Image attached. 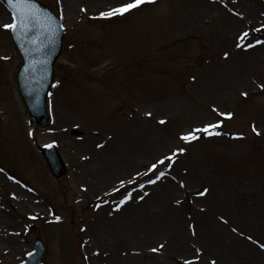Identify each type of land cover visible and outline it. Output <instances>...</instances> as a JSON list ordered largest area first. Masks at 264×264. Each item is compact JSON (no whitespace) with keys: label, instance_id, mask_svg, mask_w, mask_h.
I'll return each instance as SVG.
<instances>
[{"label":"rangeland","instance_id":"obj_1","mask_svg":"<svg viewBox=\"0 0 264 264\" xmlns=\"http://www.w3.org/2000/svg\"><path fill=\"white\" fill-rule=\"evenodd\" d=\"M40 1L61 16L62 0ZM120 2L77 0L75 14L70 18L62 10L66 38L54 81V84L59 81V85L52 88L48 101L52 124L46 129L29 124L15 82L21 57L11 33L0 27V43L13 46L11 58L7 62L0 61V168L9 171L1 173L7 184L0 187V231L6 225L17 227L22 246L21 252L12 258L0 253V264H17L25 259L33 250L37 235L45 243L42 264H50L49 243L41 228L43 219H32L27 214L35 201L22 200L28 207L24 209L19 203L23 190H16L8 180L10 177L16 175L17 182L38 200H55L59 205L56 207L64 210L62 217L66 221L60 226L51 223L61 234L62 260L65 264H87L82 258L79 239L87 207L75 204L67 193L74 182H84L79 159L83 157L92 166L101 163L103 169L106 162L117 156V167L122 169L126 180L134 177L137 171H146L147 165L177 146L186 147L187 152L180 155L168 171L181 177L191 173L194 178L185 187L189 191L201 188L195 176L206 172L224 184L227 179L223 178H238L247 182V187L238 196L237 210L233 209L234 195L229 190L220 193L226 198L222 205H213L210 199L200 200L179 190L178 199L182 203L176 207L185 220L159 214L158 224L162 228L148 235L149 239H145L147 236L143 239L150 243L162 241L167 222H185L190 215L198 224L199 207L208 205L209 210L203 212L208 242L222 248L228 244L233 246V237L239 242L237 255H224L222 264H264V249L246 238L250 235L253 241L264 243V88L259 87L264 84V44L249 49L235 47L238 33L264 23V1L247 0L248 5L241 2L234 5L236 10L241 8L244 15L227 14L242 20L238 27H232L227 14H218L220 7L225 8L219 0H156L122 16H99L100 12ZM0 3L9 11L4 0ZM256 6L262 8V15H256ZM212 17H217L216 29L207 23ZM248 22L254 25L247 26ZM250 36L264 40V31L251 32ZM225 52L229 53L227 58ZM236 65L244 66L245 78L241 79L239 75L236 78L233 74ZM200 76L205 80L213 79L212 83L217 86L205 92L204 86L195 82ZM3 80L9 86V93L2 92L1 86L6 87ZM243 92L248 95L242 96ZM11 95L17 106L10 104L8 96ZM202 97L205 100L201 101ZM213 106L234 115L217 117L211 111ZM16 110L20 113L15 114ZM146 112L152 115L147 116ZM19 114L27 126L24 122L17 123L15 115ZM201 114L210 122L223 121L218 129L221 134H201L198 141L182 144L179 134L195 127L197 116ZM138 115L143 116L142 120ZM161 119L166 123H158ZM119 123L121 126H117ZM253 123L259 135L252 131ZM73 128L84 131V136H73ZM30 131L34 139L32 134L29 135ZM130 133H136L140 138L133 142ZM236 133H242V138L233 135ZM121 134L130 136L124 142ZM146 135H150V139L143 141ZM50 142L57 144L68 167V173L60 179L53 176L38 150L39 145ZM117 143L119 145L115 147ZM132 160L141 162V166H128V161ZM108 170L115 169L109 167ZM161 170L166 169L161 167ZM116 182L111 178L108 183L93 187L92 191L103 193L107 200L113 201L126 190L135 188L134 192L143 193L149 190L126 185L119 193H112L113 187H120ZM52 191L57 193L55 199ZM47 205L51 206L48 202ZM220 217L227 218L228 222L224 223ZM231 222L236 224L234 228L238 231L231 229ZM196 228L199 231V225ZM197 247L198 241L194 243V249ZM167 248L163 247L160 256L169 260Z\"/></svg>","mask_w":264,"mask_h":264},{"label":"bare ground","instance_id":"obj_2","mask_svg":"<svg viewBox=\"0 0 264 264\" xmlns=\"http://www.w3.org/2000/svg\"><path fill=\"white\" fill-rule=\"evenodd\" d=\"M80 1V0H78ZM221 2V0H219ZM63 8L62 10L66 12V15H74V8L76 6L77 0H62ZM242 5H248L247 0H224L222 6L227 5L225 8H219L218 14L232 13V10H236L234 5L240 3ZM2 3V2H1ZM0 3V25L4 23L11 22L10 12L6 9L4 10L3 4ZM257 16L263 14L261 7L258 8ZM235 12L242 13L241 8L237 9ZM244 15V13H242ZM242 15V16H243ZM227 20L233 23L232 27H238L242 24L241 19L234 18L233 16L226 15ZM217 17H212L207 21L208 25L212 29L217 28ZM253 22H248L247 26H253ZM12 56V48L8 45L0 43V61L5 57L10 58ZM246 67V66H245ZM243 65H236L233 68V74L239 75L241 79L247 76ZM213 79L205 80V77L196 78L195 82L199 86H204L202 88L205 92L208 88H215L217 85L212 83ZM2 92H9L8 88L2 87ZM207 89V90H206ZM213 91V90H212ZM214 94V91H213ZM205 100L203 97L201 101ZM138 119L142 120L143 116L138 115ZM210 122L209 118H205L203 114L197 116V126H201L204 123ZM117 126H121L119 123ZM132 133H130L131 135ZM128 134H121V139L125 142L130 136ZM140 136L132 134L133 142L137 141ZM150 139V135H146L143 141ZM123 143V142H121ZM119 143L115 147H117ZM112 158V157H111ZM118 157L106 162V166L102 169V164H96L95 166L88 165L85 159L81 157L79 160L81 162L80 173L84 179V182H74L71 185V190L67 189V193L75 200V204L85 205L87 207L85 214V222L79 233V239L82 244V258L85 263L93 262L95 264H182L183 259H190L196 254L194 249V243L198 241V247L202 250L200 254L199 261L196 264H210V261L215 260L216 264H222L224 255L235 254L237 255V248L239 247L238 238L233 237L234 245L229 244L225 247H213L208 242V234L204 231L207 227L206 219L204 218V211L209 210L208 205H202L199 207L197 212L198 224H195L194 217L190 215L187 221L183 222L179 220V223H174L169 221L166 224L165 236L162 241H154L150 243L148 235L159 231L158 216L159 214H165L171 218H181L184 217L177 210L175 200L179 198L178 191L189 192L194 195L197 190H202L203 188H208L209 191L206 195L196 196L200 200L210 199L211 203L221 204L226 199L222 193L225 190H229L234 195V207L237 210L238 196L242 193V190L247 187V182L241 181L238 178L229 180L227 179V184L222 183L217 180L216 177L209 173H200L195 176V178L200 182L201 188H194L192 191L188 189L179 188L176 181L172 180L171 177H176V180H183L187 187V183L191 182L194 177L191 173L184 174L182 177L179 175H171L165 177L158 181L155 185H146L149 190L148 195L144 197L143 200L137 199L138 196L143 195L141 191L132 192V199L124 204L119 210L115 209V205L108 201L103 193L97 194L92 191L93 187H97L100 184H106L111 178L117 180L116 186L119 185L118 181L123 179L122 169L117 164ZM83 159V161L81 160ZM109 159V158H108ZM130 162V163H129ZM130 167L135 165L141 166V162L132 160L128 161ZM109 167H113L115 170L110 172ZM3 175L0 173V185H5ZM14 188L22 189V197H19V203L24 209H27L26 203L22 200L35 201V205H31L27 209V214L30 217H40L44 220L43 222V232L48 239L49 243V263L50 264H65L62 260V252L60 248L61 235L53 228H51L50 223L54 221V216L64 215V210L60 207H56L51 204V208L47 206L43 201L35 198L28 190L23 189L15 180H12ZM205 185V186H204ZM120 186V185H119ZM158 200L161 201L158 203ZM118 201V200H117ZM156 203V204H154ZM100 205V207H97ZM203 209V211L201 210ZM227 220V218H224ZM145 220V221H144ZM228 222V220H227ZM189 224L195 225L196 235L191 234V229L188 227ZM179 225H182L181 227ZM199 225V231L196 227ZM231 229H233L236 224L230 223ZM162 228V227H161ZM237 229V228H236ZM199 232V233H198ZM0 238V253L7 258H12L15 254H19L22 250L20 241V232L17 227H12L11 225H6L1 229ZM164 235V234H163ZM147 236V237H146ZM143 237H146L143 239ZM159 244H164L166 249V258L160 256V251L153 252L152 248L158 247ZM98 253V254H97Z\"/></svg>","mask_w":264,"mask_h":264},{"label":"snow or ice","instance_id":"obj_3","mask_svg":"<svg viewBox=\"0 0 264 264\" xmlns=\"http://www.w3.org/2000/svg\"><path fill=\"white\" fill-rule=\"evenodd\" d=\"M59 2V0H58ZM156 0H121V2L115 6V7H109L106 11H102L99 13V16L102 18H110L117 15H124L126 13H131L133 10L141 8L142 5L145 4H151L155 3ZM7 6L9 9H11V22L4 23L3 25H0L3 29L9 31L10 33L14 34L17 38L20 36L27 37L30 32H35L36 39L32 40V43L34 46L37 47V50H39L40 45L43 44L44 40L49 39L51 36H54L55 30L57 27L63 28L62 23H57L56 18H54L50 13L45 12L43 9H41L35 2V0H6ZM221 3H224V0H221ZM227 7V5H225ZM235 15L242 17V13L235 12V10H232ZM63 19L62 16V9H61V16L60 20ZM264 31V23H261L259 27L257 28H246L242 30L240 33H238L236 37V43L235 47L238 49H249L254 48L256 45L264 44V40L259 39L258 37H251V32H261ZM37 40H39L40 44H37ZM225 58L229 56L228 52L224 53ZM7 59V57H5ZM195 79V77H193ZM59 85V81H56L55 84L52 85V87H56ZM259 87L264 88V84L259 85ZM242 96H247V92L241 93ZM212 112L216 113L217 117H226L231 118L234 113L232 112H224L220 111L215 106L211 109ZM145 115L151 116V112H146ZM160 124H165L166 120L161 119L158 121ZM223 121L217 119L215 122H207L202 124L201 126L192 127L188 129L187 131H183L179 134L178 139L179 141L184 144L188 145L191 144L194 141H198L201 138V134L205 136H213V135H220L221 133L218 131L219 127ZM252 131L259 135V131L256 128L255 124H252ZM31 135V133H29ZM234 136L241 137L243 136L242 133H236L233 134ZM51 147V145H49ZM97 147H103V145H97ZM187 152L186 147L177 146L173 149H170L167 154L161 155L159 158H157L154 162L150 163L146 166V171L139 172L137 171L135 173V176H130L129 178L120 179L118 181L120 187H113L111 189L112 193H119L121 188H126V185H135L139 189H144L146 185H155L158 181L161 179L170 176L171 170L176 159ZM161 167H163L166 170H161ZM4 169L0 168V172H3ZM140 177H147V179L140 180ZM172 180L176 181L179 188L184 189L186 187L185 182L183 180H176V177H171ZM10 179H14V177H10ZM135 188L133 189V191ZM208 188H203L202 190H197L194 195L196 196H204L208 193ZM111 194V193H109ZM148 193L144 192L143 195L138 196L137 199L143 200L145 196H147ZM132 199V192L131 191H125L124 195L118 200V201H112V203L115 205V209L119 210L124 204H126L129 200ZM175 203L177 205L181 204L182 201L180 199H176ZM2 207V205H0ZM97 207H100V205H97ZM203 211V209H201ZM54 220L60 221L61 217L58 215H55L53 213ZM36 217L33 216L32 219H35ZM221 221L224 223H227V220L224 219V217H220ZM188 227L191 229V234L193 236L196 235L195 231V225L189 224ZM233 231H238V229L233 228ZM240 235H244V233H240ZM249 241H252L254 243H257L258 246L261 249H264V243L259 241H253L252 236L246 237ZM164 247V244H159L158 247L152 248L151 251L158 252L160 249ZM196 254L192 256L190 259H183L182 264H196L197 261L200 259V254L202 252L201 249L196 248L195 249ZM98 254V253H97ZM31 255V253L29 254ZM210 264H216L215 260L210 261Z\"/></svg>","mask_w":264,"mask_h":264},{"label":"water","instance_id":"obj_4","mask_svg":"<svg viewBox=\"0 0 264 264\" xmlns=\"http://www.w3.org/2000/svg\"><path fill=\"white\" fill-rule=\"evenodd\" d=\"M36 35L35 32H30L27 37L23 36L20 42L25 61L18 74V83L32 115L38 117L36 111L41 114L44 113L43 105L54 74L55 60L60 54L62 47V32L61 28L57 27L54 36L44 40L39 50L32 43V40L36 39ZM37 44H40L39 40H37ZM33 107L36 111L32 109ZM41 122L43 124L48 123V118L42 115ZM51 164L56 175H61L65 172L62 163L60 161L58 163V158L51 161ZM42 255L43 245L39 242L37 251L32 255L31 260L24 264H38L42 259Z\"/></svg>","mask_w":264,"mask_h":264}]
</instances>
